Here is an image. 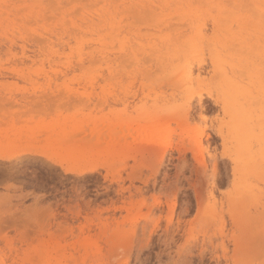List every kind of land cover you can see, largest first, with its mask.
<instances>
[{"label": "rangeland", "instance_id": "rangeland-1", "mask_svg": "<svg viewBox=\"0 0 264 264\" xmlns=\"http://www.w3.org/2000/svg\"><path fill=\"white\" fill-rule=\"evenodd\" d=\"M0 264H264V0H0Z\"/></svg>", "mask_w": 264, "mask_h": 264}, {"label": "bare ground", "instance_id": "bare-ground-1", "mask_svg": "<svg viewBox=\"0 0 264 264\" xmlns=\"http://www.w3.org/2000/svg\"><path fill=\"white\" fill-rule=\"evenodd\" d=\"M140 18V17H139ZM139 21V20H138ZM136 30V29H135ZM204 71V70H203ZM199 92V91H198ZM211 94V93H210ZM200 134V133H199ZM199 134H197L198 135V137H195V138H197L195 141H198L197 143H199L201 140L199 139ZM184 137V136H183ZM190 139H191V137H190ZM200 145V144H199ZM14 154V155H13ZM8 155V158H11V157H14V156H17L16 155V153H9V154H7Z\"/></svg>", "mask_w": 264, "mask_h": 264}]
</instances>
